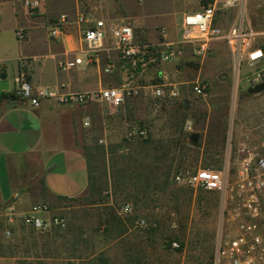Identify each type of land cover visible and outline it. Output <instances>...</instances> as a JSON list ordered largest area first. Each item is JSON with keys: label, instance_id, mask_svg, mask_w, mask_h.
I'll return each mask as SVG.
<instances>
[{"label": "rangeland", "instance_id": "obj_1", "mask_svg": "<svg viewBox=\"0 0 264 264\" xmlns=\"http://www.w3.org/2000/svg\"><path fill=\"white\" fill-rule=\"evenodd\" d=\"M134 1L148 11L146 15L151 22L173 17L172 14L180 18L179 11L198 8L193 5L197 4L196 0ZM115 9L122 12L121 3L116 2ZM247 9L251 25L253 19L257 26L252 28L264 30V0H248ZM223 12L221 18L232 22L235 11ZM228 53L223 44L201 60L187 49L179 66L165 65V81L176 84L183 91L181 100L155 98L151 88H146L115 109L102 103L84 107L82 113L89 123L82 125L81 137L84 152L91 157L94 168L102 171L109 166L107 152L103 154L97 146L104 145L107 151L110 145L121 142L118 153L126 154L135 151L147 136L151 138L146 143L148 150L158 144L165 148L172 137L181 136L191 146L183 167L194 169L202 167L205 161H216L214 166L220 168L230 132L237 138L244 128L256 125L264 128V91L247 93L249 78L255 68L242 63L238 72ZM221 74H225L224 79H220ZM155 75V71H151L140 76L141 79L136 77L134 82L150 85L155 82V78H151ZM198 78L209 83L205 97L197 96L189 89L190 83ZM124 81V76L116 73L109 85H121ZM183 99L187 105L175 110L176 103ZM181 113L185 114L182 123ZM132 125L143 127L146 136L122 141ZM191 135L197 138L195 143L191 141ZM106 172V177L101 180L110 183L109 168ZM98 174L95 171V175ZM107 192L108 197L103 192L106 202L98 205L86 204L81 197L61 203L56 214L66 218L64 229L31 230L21 224L9 229L11 224L0 221L2 249L7 255L20 257V264H33V258L42 257H46V264H99L100 257L107 258L110 264H213L217 237L223 226L219 193L173 183L166 192L154 193L145 205L139 206ZM126 203L132 206L131 212H120ZM110 206L116 210L122 226V234L115 237L108 235L103 225ZM140 218L145 219L146 226L136 224ZM5 229H9L8 235L4 233ZM174 241L178 246H173Z\"/></svg>", "mask_w": 264, "mask_h": 264}, {"label": "crops", "instance_id": "obj_2", "mask_svg": "<svg viewBox=\"0 0 264 264\" xmlns=\"http://www.w3.org/2000/svg\"><path fill=\"white\" fill-rule=\"evenodd\" d=\"M23 1L0 0V221L12 226L22 225L21 217L37 202L49 205L43 216L56 214L61 203L82 196L89 181L81 128L89 123L82 113L84 107L92 103L72 106L43 100L33 107L14 93L20 71L26 70L35 86H54L64 91L111 86L114 74L124 76L104 71L108 62H117L112 41L106 38L96 57L87 63L89 50L80 42L81 28L91 26L97 19L130 22L138 36L154 40L164 29L169 39H176L186 12L179 11L180 18L172 14L173 17L151 22L148 11L134 0H39L34 13ZM196 1L193 5L200 8V0ZM116 2L122 5L120 13L115 9ZM80 12L90 16L83 24L76 21ZM223 13L218 12L214 24L228 28L235 16L231 22L221 18ZM63 14L69 23L58 38L52 37L51 26ZM252 26H256L253 19ZM17 29L23 30V39L16 37ZM255 31L254 44L263 45L264 30ZM223 44L216 40L213 49L217 51ZM78 56L82 63L68 71L59 70L60 62ZM11 209L15 219L9 222L7 211ZM19 260L15 255H0V264H18ZM32 262L46 264V257L33 258Z\"/></svg>", "mask_w": 264, "mask_h": 264}, {"label": "built area", "instance_id": "obj_3", "mask_svg": "<svg viewBox=\"0 0 264 264\" xmlns=\"http://www.w3.org/2000/svg\"><path fill=\"white\" fill-rule=\"evenodd\" d=\"M30 13L39 7V0H24ZM248 0H200V8L182 14L179 36L169 39L162 29L155 41L140 39L130 22L107 23L94 20L91 26L81 28L80 42L89 50L85 60L92 62L109 38L117 51V62H108L106 73L122 72L125 81L121 85L104 86L89 91H64L54 86H35L29 80L26 70H21L14 93L37 107L43 100H52L60 105H87L102 103L110 109L121 106L124 101L138 95L142 89L151 88V94L158 99H177L183 91L174 83L166 82L163 67L178 66L188 49L194 57L207 58L213 50V42L222 40L238 69L242 63L254 67L249 78V87L264 83V44L256 46L257 33L248 19ZM235 9V20L228 28L214 24L219 11ZM90 19L80 12L76 21L83 24ZM67 15H61L51 26L50 35L58 38L68 25ZM18 39L24 38L22 29L15 31ZM82 57L65 59L59 63L61 71H68L82 63ZM155 71L153 84L134 82L136 77ZM157 78V81H156ZM141 79V78H140ZM163 80V81H162ZM209 83L196 79L189 85L190 91L201 97L207 95ZM263 92V91H262ZM236 138L232 132L227 136L223 163L219 169L188 168L177 170L173 175L176 184L189 186L220 195L221 231L217 237L213 264H264V128L256 125L244 128ZM146 130L139 125L130 126L125 137L144 138ZM233 144V147H232ZM49 210L45 202L32 204L22 217V223L36 230L64 229L67 220L63 215L43 216ZM132 206L126 203L120 212L129 213ZM9 222L15 219L13 210H8ZM227 223V226L225 224ZM140 227L146 221H136ZM4 233L8 235L9 229ZM178 246L177 242H172Z\"/></svg>", "mask_w": 264, "mask_h": 264}, {"label": "trees", "instance_id": "obj_4", "mask_svg": "<svg viewBox=\"0 0 264 264\" xmlns=\"http://www.w3.org/2000/svg\"><path fill=\"white\" fill-rule=\"evenodd\" d=\"M188 64L192 63L189 62ZM175 103L174 101V104ZM176 104L177 106H175L177 109L175 110L184 107L182 102ZM180 118L182 123L185 119V114L181 113ZM127 140L130 139L126 137L122 139L124 142ZM150 140V136H147L145 139H142L141 145H139L135 151L126 154L118 153L119 148L122 146L121 142L110 145L107 151L104 145L97 146V148L101 149L103 154L107 152L108 155L109 166H107V168H105V166L102 171H98V169L94 168L90 162L91 157L88 156L87 152H84L89 171V181L85 193L80 196L81 198H78L86 204L98 205L106 202L108 197L107 191H110L113 197H120L122 200L131 201L141 206L145 205L146 200L154 193L166 192L169 185L175 183L173 181L174 173L184 168L183 166H185V161L187 159V151L191 149V146L179 136L177 138L172 137L171 143L165 146V148L158 144L153 147V150H148L146 143L150 142ZM215 164H217L216 161H205L202 167L219 169V167L216 168L214 166ZM108 168L110 171V183L103 179L101 180V178L106 177V170ZM95 171L99 172V174L95 175ZM107 183L109 189L108 185H106ZM104 191L107 197L103 195ZM78 198H73L72 200H77ZM116 215V210L110 206L103 219L105 232L111 237L122 234V226H120L119 219ZM21 226L36 230L24 224ZM9 229H12V225H10ZM2 247L3 246L0 245V255H7ZM98 263L110 264L109 260L105 257H100Z\"/></svg>", "mask_w": 264, "mask_h": 264}, {"label": "water", "instance_id": "obj_5", "mask_svg": "<svg viewBox=\"0 0 264 264\" xmlns=\"http://www.w3.org/2000/svg\"><path fill=\"white\" fill-rule=\"evenodd\" d=\"M224 78H225V74H221L220 75V79H224ZM262 91H264V83H259V84H256L254 86H250V87L247 88V93L248 94H256V93H259V92H262ZM182 104L184 106L187 105L186 99L182 100ZM191 141L193 143H195L197 141V138L195 137V135H191Z\"/></svg>", "mask_w": 264, "mask_h": 264}]
</instances>
